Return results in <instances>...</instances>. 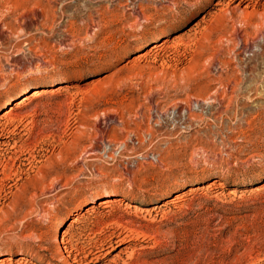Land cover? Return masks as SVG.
<instances>
[{
  "label": "rangeland",
  "instance_id": "374dc122",
  "mask_svg": "<svg viewBox=\"0 0 264 264\" xmlns=\"http://www.w3.org/2000/svg\"><path fill=\"white\" fill-rule=\"evenodd\" d=\"M217 1L0 0V264H264V26Z\"/></svg>",
  "mask_w": 264,
  "mask_h": 264
},
{
  "label": "bare ground",
  "instance_id": "6f19581e",
  "mask_svg": "<svg viewBox=\"0 0 264 264\" xmlns=\"http://www.w3.org/2000/svg\"><path fill=\"white\" fill-rule=\"evenodd\" d=\"M243 3L245 2L247 5H249V6H252L253 7V10H252V12L251 13H249V12H247V11H245V10H243L242 11V13L241 14H239L238 16H235L236 17V19H237V21H236V23H238L239 24V22H242V23H244V25H246V24H248V23H250V21L252 20V17L254 16V18L256 17V19L259 21L258 22V24L259 25H263L264 26V2H262V0H241ZM262 4L263 5V8H262V10H260V11H258V10H256V9H254L255 7H257L259 4ZM216 7H220V3H219V0L214 4ZM138 7V6H137ZM197 7V3H195V4H193L192 6H191V8H196ZM221 10V9H220ZM226 11V10H225ZM130 12H131V14H134V16L136 17V20L138 19V18H141V17H144V14H143V12H141L140 10H137L136 9V7H133V8H130ZM225 16V15H224ZM234 16V15H233ZM217 17V16H216ZM220 18H222V17H220ZM224 18V17H223ZM230 18V17H229ZM212 19V18H211ZM233 20V21H235V18L233 19V17L232 18H230L229 20ZM239 21V22H238ZM254 22V21H253ZM256 23V22H255ZM235 24V23H234ZM248 26V25H247ZM248 27H250V26H248ZM232 28V27H231ZM233 30V29H232ZM243 29L242 28H236L235 26H234V38L235 39H238L239 41H241V40H243V37H244V39H247V37H248V33H243ZM247 32V31H246ZM264 33V28L262 29V30H260V32L258 33L259 35H262ZM231 34V33H230ZM232 35V36H233ZM222 36H224V35H222ZM245 36H247L246 38H245ZM205 38V37H204ZM219 38V37H218ZM250 38V37H249ZM152 39V38H151ZM202 39V38H201ZM223 39H225V38H223ZM253 39V38H252ZM234 40V39H233ZM248 40V39H247ZM247 40H246V42H247ZM251 40V39H250ZM250 40H249V42H250ZM201 41V40H200ZM203 41V40H202ZM209 41V40H208ZM212 41V40H211ZM214 41V40H213ZM220 41V40H219ZM227 42L229 41V42H231V40L230 39H227L226 40ZM225 41V42H226ZM257 41V40H256ZM164 42H165V40H164ZM163 42V43H164ZM233 42V41H232ZM242 42V41H241ZM240 42V45H238L239 44V42H237V44H235V45H237L236 47V49H239L238 50V53H236V54H245L244 52H246V49H247V46H246V44L244 43V42H242L241 43ZM253 42H254V40H253ZM252 42V43H253ZM162 43V44H163ZM207 44V43H206ZM221 44V43H220ZM226 44V43H225ZM228 44V43H227ZM231 44V43H230ZM229 44V45H230ZM221 47H222V45H220ZM225 46V45H224ZM223 46V47H224ZM254 46V45H253ZM162 47V46H161ZM203 47V46H202ZM210 47V46H209ZM226 48H227V46H225ZM225 47L223 48V50H225ZM234 47V46H233ZM220 48V47H219ZM232 48V47H231ZM196 49V48H195ZM214 49V48H213ZM217 49H218V47H217ZM221 49V48H220ZM162 49L160 48V45L159 44H152V46H151V48H149V54H156V53H158L159 51H161ZM261 50V49H260ZM222 51V50H221ZM220 51V52H221ZM263 51V50H262ZM151 52V53H150ZM218 53H219V51H217ZM233 52V51H232ZM199 53V52H198ZM215 52H213L212 54H210V55H213ZM217 53V54H218ZM222 53V52H221ZM221 53H219V54H221ZM225 53H227V52H225ZM217 54H215V55H217ZM209 55V56H210ZM222 55H224V53L222 54ZM227 55V54H226ZM236 56V55H235ZM248 56V55H247ZM251 56V55H250ZM206 57H207V55H206ZM234 57V56H233ZM237 57V56H236ZM208 59V58H207ZM209 59H211V58H209ZM215 59V58H214ZM217 59H219L218 57H217ZM243 59V58H242ZM253 59V58H252ZM212 60V63H213V59H211ZM233 61H234V59H232ZM237 60V59H236ZM211 62V61H210ZM214 62H216V59H215V61ZM219 61H217V63H218ZM228 62V61H227ZM245 62V61H244ZM247 62V61H246ZM217 63H215V64H217ZM223 63H226V62H224L223 61ZM231 64V63H230ZM208 65V64H207ZM218 65V68L220 67V64H217ZM222 65V64H221ZM238 65V67H239V65H240V63H238L237 64ZM222 67V66H221ZM221 67H220V69H221ZM237 67V66H236ZM241 67V66H240ZM227 68V67H226ZM235 69V68H234ZM238 69V68H237ZM237 69H236V71H237ZM250 69V68H249ZM223 70V69H222ZM252 72V71H251ZM195 74V73H194ZM253 75V74H252ZM219 76V75H218ZM234 76V75H233ZM236 76V75H235ZM219 78V77H218ZM254 78V77H253ZM221 79V78H220ZM246 79V78H245ZM219 80V79H218ZM223 80V79H222ZM230 80V79H229ZM232 80V79H231ZM237 81V80H236ZM235 81V82H236ZM202 82V81H201ZM217 82V81H216ZM221 82V81H220ZM230 82V81H229ZM254 82V81H253ZM225 83V82H224ZM220 84V85H219ZM218 85H219V87H223L224 86V88H222L221 89V91H219V89H214L213 91H212V94H210L209 95V98H211L214 102H216V104H218L219 106H220V104H221V102L224 100V97H225V95H226V91L227 90H225V88H226V84H223V83H219ZM235 85V84H234ZM205 87V86H204ZM217 87V86H216ZM38 89H41V88H34V89H32L31 91H30V93L29 94H26V96H24V98H22V100L20 101V102H16L14 105H13V107H11V108H9V110L7 111V112H11L15 107H17V106H19V105H22L24 102H26V101H28L30 98H32V99H35V97L36 96H39L41 93H42V90H38ZM43 89V88H42ZM44 91V90H43ZM237 91V90H236ZM229 97V96H228ZM239 97V96H238ZM202 98V99H201ZM200 98V100H202V101H204L203 99V97H201ZM208 98V97H207ZM233 98H234V96H233ZM237 98V97H236ZM235 100V99H234ZM18 101V100H17ZM206 101V100H205ZM204 101V102H205ZM232 101H233V99L231 98V96H230V98H229V100L226 102L227 104H226V107H225V111L228 109L229 110V107L230 106H232L233 105V103H232ZM160 102V101H159ZM211 102V101H210ZM174 103V102H173ZM235 103H236V101H235ZM3 103H1V105H2ZM179 104V103H178ZM187 104V103H186ZM209 104H211V103H209ZM215 104V103H214ZM232 104V105H231ZM0 105V106H1ZM169 105V104H168ZM207 105V104H206ZM190 104H188L187 106H183V110H185L186 109V111H187V116L189 117V119H190V117H191V113H190ZM202 106H204V105H202ZM223 106V105H222ZM193 108V107H192ZM201 109V108H200ZM218 110H220V109H215V112H218ZM227 110V111H228ZM230 111V110H229ZM219 113V112H218ZM213 114V113H212ZM200 117V116H199ZM217 118V117H216ZM186 119V118H185ZM188 119V120H189ZM3 148V147H2ZM149 148V147H148ZM116 151V150H115ZM45 152V151H44ZM95 152H93V154H94ZM24 154V153H23ZM87 154V153H86ZM139 155V154H138ZM144 155H146V154H144ZM81 158V157H80ZM112 158V157H111ZM33 161V160H32ZM85 161V160H84ZM157 161H159V160H157ZM29 162V161H28ZM30 163H31V161H30ZM29 164V163H28ZM37 166V165H36ZM4 167V166H3ZM6 167V166H5ZM54 168V167H53ZM32 169H34V166H32L31 164H30V166L28 167V169L27 170H32ZM49 169V168H48ZM52 169V168H51ZM39 170V169H38ZM126 172H129V170L128 169H124ZM128 170V171H127ZM40 172V173H39ZM51 172H55V170H52ZM38 173H39V187L38 186H36V187H34L33 186V188L35 189V190H38L39 192H40V196H42V195H44L46 192L48 193V192H50V193H52V194H54L55 192H57L58 190H59V188H57V184H58V177H55L54 178V180L50 183V184H47L46 183V178L48 177V175H49V173L50 172H46V171H38ZM38 173H36V174H38ZM26 174V173H25ZM16 183V182H15ZM218 184V183H217ZM231 191V190H230ZM50 193H48V194H50ZM233 193V192H232ZM51 194V195H52ZM57 194V193H56ZM112 194V192H110V191H108V190H105V192H101L100 194H96V195H94V196H92L91 198H89V199H86V200H84V201H82V202H80V203H78L77 204V206H76V208L74 209V212L72 213V216L74 215H77L79 212H80V210H82V209H84L85 208V206L86 205H90L91 203H94V202H96V200L98 199V197H100V196H105V195H111ZM38 195V194H37ZM47 195V194H46ZM45 195V196H46ZM55 195V194H54ZM4 196V195H3ZM31 196V198L33 197V198H36V192L34 191V194H31L30 195ZM24 197V196H23ZM179 198V196L178 195H176V196H174V198H172V200H174V199H178ZM116 199H118V198H116ZM122 201H123V199H121ZM101 201V202H100ZM99 202H98V206H100V207H103V208H106V207H109L110 206V204H108V202L106 201V200H100ZM118 201V200H117ZM119 202H120V200H119ZM167 202L168 201H164L160 206H155V207H153L152 208V211H155V212H158L157 210L160 208V207H162V206H165L166 204H167ZM97 203V202H96ZM92 205V204H91ZM42 210V209H41ZM45 212H46V210H45ZM46 215V214H45ZM44 215V216H45ZM65 220H66V218H60V220L57 222V224H56V227H59L61 224H63L64 222H65ZM127 229V228H126ZM125 228H123L122 226H120L119 228H117V230L115 231V232H112L111 233V237L110 238H108L107 240H106V242L105 243H107L108 244V246L106 247V249L107 248H111V247H113L114 245H117L118 246V244H120V243H127V242H130V241H132V240H135L136 239V236H135V234L132 232V231H127ZM117 246H115V247H117ZM114 247V248H115ZM3 253H6L5 251L3 252ZM241 256V255H240ZM0 263H1V260H0Z\"/></svg>",
  "mask_w": 264,
  "mask_h": 264
}]
</instances>
